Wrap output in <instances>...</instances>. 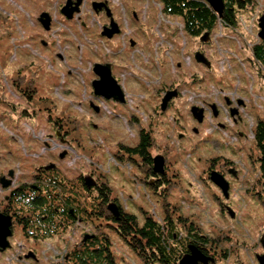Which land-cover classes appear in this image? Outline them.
I'll list each match as a JSON object with an SVG mask.
<instances>
[{"label":"rangeland","instance_id":"374dc122","mask_svg":"<svg viewBox=\"0 0 264 264\" xmlns=\"http://www.w3.org/2000/svg\"><path fill=\"white\" fill-rule=\"evenodd\" d=\"M67 1L0 0L2 80H9L13 86L12 78L18 82L20 78H35L44 107L51 110L47 114L72 113L79 125V143L78 156L72 153L69 162L76 161L78 169L92 164L94 172L111 167L105 182L129 211L147 214L166 226L168 215L170 224H177L178 216L193 222L212 241L211 252L216 260L209 264H259L257 256L264 253V183L250 128L264 118V77L252 52L260 41L258 22L264 15V0H254V6L240 16L237 27L219 23L210 33L209 43L186 33L181 17L165 15L159 0H83L81 13L75 14L73 21L61 13ZM94 2L109 5L121 35L112 39L102 37L109 19L106 11H94ZM44 12L52 18L51 32H46L38 20ZM134 14L140 19L137 23ZM130 31L133 34L126 37L124 49L122 36ZM132 37L137 40L135 53L129 43ZM201 48L211 69L195 60ZM97 63H112L121 84L122 74L127 76L124 87L132 96L128 105L94 97L92 83L97 77L91 66ZM165 84L180 85L183 92L166 112L160 113V90ZM237 94L248 103L244 126H233L230 110L222 102L223 97L233 99ZM91 98L99 106L100 114H91ZM15 100L14 90L1 82L0 128L6 130V125L14 127L15 133L21 132L20 136L24 134L25 145L17 142L22 158L13 163L19 165L23 160L30 170L53 160L55 151H50L54 147L50 136L54 131L45 121L44 128L28 130L24 121L17 119L19 114L15 110L11 114L8 105ZM199 104H208L209 113H205L202 124L191 113L192 107ZM212 105L220 106L217 118ZM152 110L153 158L162 155L169 166L164 176H153V181L146 165L142 164L136 175V165L130 166L122 154L117 160L110 155L119 141L133 138L130 126L120 127L116 116L128 118L135 114L145 124ZM219 125L226 128L219 131ZM240 132L244 137L233 139ZM43 136L48 152L40 160ZM0 144L3 152L9 146L3 140ZM218 169L227 171L229 198L210 180V173ZM230 169L237 175H230ZM226 206L233 210L235 218H231ZM91 232L100 234L101 240L109 239L116 264H152L141 259L104 218H95L62 237L38 243L27 240L16 229L11 239L13 247L7 255H0V264H58L67 249ZM23 245L37 250L38 262L11 259L12 255L17 258Z\"/></svg>","mask_w":264,"mask_h":264},{"label":"flooded vegetation","instance_id":"af4514ba","mask_svg":"<svg viewBox=\"0 0 264 264\" xmlns=\"http://www.w3.org/2000/svg\"><path fill=\"white\" fill-rule=\"evenodd\" d=\"M106 5L109 7L107 3ZM105 11L106 10L104 9L103 11L97 14H100ZM105 14L109 19V24L105 25L103 29L105 27L110 26L112 19L115 21V23L119 25V23L115 20L114 15H112V17H109L106 12ZM75 18L76 15L75 17H73V19L71 20L68 19V20L73 21L75 20ZM133 19L135 23L140 21L139 17L136 14H134ZM52 30H53V26L51 25V29L49 31L46 30L45 31L51 32ZM121 34L122 32L120 28V33L117 35H121ZM131 34H133L132 31L122 36V40L124 42V49L127 47L126 37L130 36ZM129 43H130V47L134 49L133 53H135L137 40L132 37L129 39ZM200 51L203 52V49L201 48ZM107 54L109 55L110 52L108 51ZM60 58L63 57L61 56ZM97 64L111 65L112 76L118 82V85H120L124 93V103H119V104L128 105V103L132 99V96L127 93V90L124 87V81L127 79V76L125 74H122L123 84H121V82L117 79V77H115L113 73L114 65L112 63H97ZM94 66L95 64L91 66V72L93 73H94ZM12 79H13L12 82L13 86H10L9 80L8 82L7 79L3 81L2 74L0 73V83L3 82L4 85L12 88L14 90V96L17 98V100L14 101L15 103L10 102V104L8 105L9 107H11L10 110L11 114L13 115V111L15 110V112L19 114L18 116H16L17 119L20 121L23 120L28 130L33 132H36L37 127L39 129L44 128V121L49 123L51 130L54 131V135L52 134L50 136L51 139L53 138L52 140L54 143L53 145L54 147H51L50 151L52 150L55 152L52 154L53 160H50V162H48L47 164H41L39 166H35L30 170L28 169L29 165L26 167L23 165V160H20L19 165L14 164L13 162L14 160H16V158L17 159L22 158L20 157L21 152L19 151L17 142H23L25 145L26 143V141L24 140L25 136L24 134L20 136L21 132L19 131L18 133H15L14 127L8 128L6 125H3L5 126L6 130L0 128V132H3V135L0 136V140H3L6 146L9 145L7 146L4 152L0 150V214L5 216L6 218H9L11 222L10 225L11 235L7 237L5 247L0 246V255L3 256L7 255V253L12 249L13 245L11 243V239L14 237L16 229H19L20 231L23 232V229L17 219L18 216L16 217V215L22 211V209H19L20 206L23 205L32 208L38 204L39 200L43 202L42 193H44L43 190L45 187L49 188L50 191L56 189L55 192L56 200L54 203L56 204L55 207H59L63 213L64 212L68 213V210L65 209L71 207L69 208L71 209L70 214L72 216L75 214L74 215L75 219L73 222H71L73 223V225H70L66 231H62L63 236L72 230L83 227L85 226V224L87 225L90 222H93L95 216L99 218L98 213L101 211L103 212V215L106 212L108 216L107 217L103 216L100 217L99 219L101 218L107 219L108 226H111L113 228L117 227L113 218L114 219L119 218L120 213L124 215L128 213L135 214L134 211H129L128 208L123 206L122 202L118 197L113 196L112 190L105 182V177L107 176V174L110 173L111 167L109 168L110 170L98 169L97 172H94L92 164H88V166L86 164L85 165L87 166L86 169H82V168L78 169L76 165V161L69 162L68 158L71 157L72 153H74L76 157L78 156L76 152L79 143V136L78 134L76 135V129L79 128V125L77 119L72 115V113L61 112L56 114H52V113L47 114L46 111H51V110H48L44 107L42 91L38 87V82L36 81V79L35 78L29 79L25 77L23 79L20 78V82H18L16 78H12ZM97 79L99 78L97 77ZM175 89L178 91L177 98H179L180 94L183 92V90H181L180 85L168 86L165 84L160 90V92H162V99L166 92ZM94 97H96L97 99L103 98L95 95ZM173 101L169 103L168 108ZM92 102L94 101L91 98V106L92 105L97 106L96 104L94 105ZM222 102L226 104L229 110L233 108H237L239 111V114L235 118L230 115V119L232 120L233 126L234 125L244 126L245 118L247 116V110H248V103L244 100V97L239 96V94H237L233 99L228 97H223ZM199 106L205 110V113L206 112L209 113L208 104H199ZM97 107L99 108V106ZM211 108L213 110V107ZM216 109L218 113L219 111H221L219 105L216 107ZM92 112H95L96 114H100L101 110L100 108L98 110L93 108L91 110V114ZM164 112L160 111V113H164ZM13 117H15V115ZM120 120H122V123ZM31 122H33L34 125H31ZM115 122L120 127L123 126L122 124H125L126 126H130L132 130L133 138L132 137L127 138L125 142L124 140L119 141L115 146V150L110 152L111 157L117 160L119 154H122L127 160L126 162H128L130 166L136 165V170H137L136 175L140 173L141 165L142 164L146 165L148 167L149 175L152 178L151 181H153V176L156 178L157 177L161 178L162 176H164L161 174L154 173V169H153V159H154L153 158V110L151 111L149 117L145 120V124L142 122L140 117L135 114H130L128 118L121 117L118 115L116 116ZM90 126L92 127L93 124H91ZM218 128L217 130L220 131L221 129L224 130L226 127L223 125H219ZM256 128H257L256 126H252L250 128L253 138L255 136L254 131ZM143 134L148 135L151 140V148L149 150L150 160H143L141 155L137 153L138 148L141 144V139ZM28 137H29V133L27 131L26 138ZM242 137H244V134L240 132L238 134V137L233 139H238ZM41 140L43 147L39 159L43 160L48 151L46 149L47 141L45 137L43 136ZM26 157L27 156H25L24 158ZM4 163L5 166H1ZM165 169L168 172L169 166L165 165ZM79 170L83 171L84 173H77ZM218 172L221 173L223 176H225V178L227 177V173H226L227 171L224 172L218 169ZM231 172L232 169L229 170V173ZM230 175H233V173H231ZM90 177L93 179L95 186L91 187L90 189L87 188L88 191H85L84 194L85 198H83L82 202L80 199L79 204H73L75 202V200H73L75 197L72 194L73 189L74 190L78 189V187L82 186L83 183L86 184V179ZM66 182H70V187L67 188L64 187L67 185ZM85 186L87 187V184ZM103 188H106L108 190L107 192H109V197L107 202H104L103 198L100 196L99 191L102 190ZM40 195L42 196L40 197ZM95 203H97V206H95ZM17 204H20V206H17ZM68 204H73L74 206L72 205L68 206ZM110 205L116 206L119 213L118 217H115L116 215L114 216V213L109 210ZM226 207L227 210L230 208L229 206ZM95 209L96 211H94ZM87 236H92L94 238L85 239V237ZM56 237H60V236L57 235ZM25 238L27 240H33L36 243L42 241L39 239H34L33 237L25 236ZM100 240H101L100 234H96L95 232H91L87 235H84L78 244L75 243L71 249H67V251L62 256V261L59 262L58 264H67L69 260L72 261L74 259H77L78 255L83 254L85 252H90L92 250V247L94 246L96 250L99 251L100 248L102 247L101 246L102 241ZM104 241L105 239L103 240V242ZM211 242L212 241H210L209 243L207 242L210 248H207V245L205 244L206 255L209 256L211 259L216 260L215 253L211 252V250L213 249L211 247L212 245ZM11 259L22 262L27 260L31 262H38L39 255L37 250L23 245V247L20 249V253L17 255V258H15L12 255Z\"/></svg>","mask_w":264,"mask_h":264},{"label":"trees","instance_id":"16d2710c","mask_svg":"<svg viewBox=\"0 0 264 264\" xmlns=\"http://www.w3.org/2000/svg\"><path fill=\"white\" fill-rule=\"evenodd\" d=\"M159 2L165 15L181 17L185 32L198 38L205 33H212L219 23L229 28L237 27L240 16L255 4L254 0H223L225 10L222 18H220L204 0H159ZM252 52L254 63L259 67V71L264 77V41L260 40L253 47ZM256 127L254 131V140L258 151L256 159L259 162L261 179L264 183V118L259 120ZM150 148V137L143 134L137 151L143 160H150ZM66 183L67 185L64 187H70V182ZM85 185L83 183L78 189H73L72 194L75 197L73 204H79V200L81 199L82 202L85 198V191H88V187ZM43 191V196L40 195L43 202L39 200L35 207L17 204L22 211L16 217L18 216V222L26 237L45 241L54 239L57 235L62 237V231H66L70 225H73L71 222L74 221L75 214L73 216L70 214L71 209L69 208L71 207L65 209L68 210V213H63L59 207H55L56 189L50 191L49 188L45 187ZM107 191L106 188L99 191L104 202L108 201L109 192ZM73 204H68V206H74ZM98 214L99 218L103 217L102 211ZM117 219L113 218L117 225L114 229L120 237L129 244L141 259L150 261L152 264H179V261L190 253V246H195L203 255L210 258L206 255L205 250V244L209 246L210 241L199 232V227L196 224L184 221L182 216H178L179 224L175 222L170 224L171 217L168 215L165 219L169 222L167 226L144 213L142 215L120 213ZM100 241H102V247L99 251L94 246L90 252L78 255L77 259L69 260L67 264H116L110 250L109 239L106 237L104 242L103 240Z\"/></svg>","mask_w":264,"mask_h":264},{"label":"water","instance_id":"95a60500","mask_svg":"<svg viewBox=\"0 0 264 264\" xmlns=\"http://www.w3.org/2000/svg\"><path fill=\"white\" fill-rule=\"evenodd\" d=\"M207 2L212 9L222 18L223 12L225 10V4L223 0H204ZM83 4V0H77L75 3L73 0H68L65 6L62 8L61 13L67 19H73L75 14L81 13V6ZM92 7L96 13L103 11L104 9L107 12L109 17H112L111 10L107 7L106 3L94 2ZM39 22L43 26L46 31L51 29L52 25V18L49 13L44 12L39 17ZM259 39L264 41V15L259 19ZM120 33V28L117 23L112 19L111 24L109 27H105L102 32V36L108 39H112L115 35ZM210 38V33H205L201 38L200 41L202 43H207ZM195 60L198 64H203L207 68L211 69V63L207 59L206 55L198 51L195 54ZM94 74L99 78L98 80L93 81L92 86L94 89L95 96L105 97L107 100H114L117 103H124V93L118 85V82L113 78L111 65H102V64H95L94 66ZM178 97V91L172 90L165 93L162 102H161V110L164 112L167 110L169 103ZM96 110L98 107L92 105ZM213 107V114L215 117H218L219 113L217 112L216 106L212 105ZM191 113L193 118L199 123L202 124L205 118V110L203 108H199L198 106H194L191 109ZM239 114L237 108H233L230 110V115L232 117H236ZM166 160L165 157L162 155H158L153 159V169L154 173L164 175L166 173L165 169ZM234 176L237 175L235 171H232ZM210 180L211 182L217 186L225 196V198H229L230 195V183L228 180L223 176L221 173L217 171H212L210 173ZM87 187L90 189L91 187L95 186L93 179L87 178L86 179ZM109 210L113 211L114 215L118 217L119 213L115 205H110ZM229 210V215L231 218H235V213L231 208ZM10 219L6 218L5 216L0 214V246L6 245V239L8 236L11 235L10 232ZM93 238L92 236H87L85 239ZM261 244L264 249V236L261 238ZM257 260L259 264H264V253L262 255L257 256ZM210 261L214 263L215 261L206 257L201 253L199 249L195 246H190V253L186 254L180 261L179 264H209Z\"/></svg>","mask_w":264,"mask_h":264}]
</instances>
